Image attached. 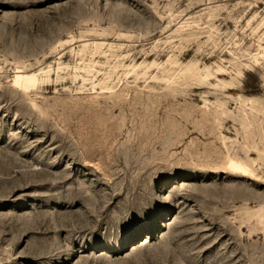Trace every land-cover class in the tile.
I'll list each match as a JSON object with an SVG mask.
<instances>
[{
	"label": "rangeland",
	"instance_id": "1",
	"mask_svg": "<svg viewBox=\"0 0 264 264\" xmlns=\"http://www.w3.org/2000/svg\"><path fill=\"white\" fill-rule=\"evenodd\" d=\"M0 264H264V0H0Z\"/></svg>",
	"mask_w": 264,
	"mask_h": 264
},
{
	"label": "bare ground",
	"instance_id": "2",
	"mask_svg": "<svg viewBox=\"0 0 264 264\" xmlns=\"http://www.w3.org/2000/svg\"><path fill=\"white\" fill-rule=\"evenodd\" d=\"M20 77V76H19ZM232 165L236 168V169H241L244 170L242 166H240L239 164L232 162Z\"/></svg>",
	"mask_w": 264,
	"mask_h": 264
}]
</instances>
